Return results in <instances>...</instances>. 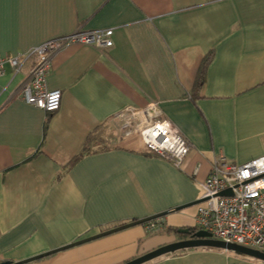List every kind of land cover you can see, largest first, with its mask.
Wrapping results in <instances>:
<instances>
[{
	"label": "crops",
	"instance_id": "crops-1",
	"mask_svg": "<svg viewBox=\"0 0 264 264\" xmlns=\"http://www.w3.org/2000/svg\"><path fill=\"white\" fill-rule=\"evenodd\" d=\"M107 28L112 47L72 44L54 55L47 85L63 93L55 112L24 99L33 57L0 76V264L126 263L182 239L202 203L59 249L201 199L220 153L238 164L264 154V0H0L2 56ZM153 103L193 145L180 166L122 136L120 114ZM99 130L103 142L87 144ZM153 264L264 263L195 248Z\"/></svg>",
	"mask_w": 264,
	"mask_h": 264
},
{
	"label": "built area",
	"instance_id": "built-area-1",
	"mask_svg": "<svg viewBox=\"0 0 264 264\" xmlns=\"http://www.w3.org/2000/svg\"><path fill=\"white\" fill-rule=\"evenodd\" d=\"M113 36L112 28L81 29L50 39L27 53L0 55V76L7 65L14 72H20L29 57H33L34 64L22 86L24 99L47 113L55 112L61 107L63 93L47 85L54 55L72 44L112 47ZM127 112L125 116L120 114L125 140L140 143L144 149L177 166L182 164L193 145L173 121L159 117L157 104L131 108ZM202 187V198L206 200L198 210L199 229L213 233L217 239L264 251V154L241 164L231 162L224 153L218 154ZM227 189H231L232 194H220Z\"/></svg>",
	"mask_w": 264,
	"mask_h": 264
},
{
	"label": "water",
	"instance_id": "water-1",
	"mask_svg": "<svg viewBox=\"0 0 264 264\" xmlns=\"http://www.w3.org/2000/svg\"><path fill=\"white\" fill-rule=\"evenodd\" d=\"M221 195H227V194H232L231 189H227L223 192L220 193ZM206 199L205 198H201L198 199L196 201L157 213L155 215H151L142 219H136L132 222L123 224V225H119L116 226L114 228L102 231L96 235H92L89 237H86L84 239H80L78 241H75L69 245L63 246L61 247L59 250L62 249H66L75 245H79V244H83L86 242H89L91 240H95L97 238L103 237V236H107L109 234L121 231L125 228L131 227V226H135V225H139V224H143L146 222H149L151 220H155L157 218H161L171 212L177 211V210H182L184 208H187L189 206H193V205H197L200 204L202 202H204ZM180 233H189L190 230L189 228H182L179 229ZM195 248H211V249H224L227 251H230L242 258H245L246 260H250V261H257L259 263H264V251L260 250V249H255V248H251V247H247V246H243L237 243H231V242H226L224 240L221 239H217L214 237L213 233L205 230V229H198L197 231H195L194 233L190 234V237L187 239H181V240H177V241H173L171 243L162 245L152 251H149L135 259H132L130 261H127L126 263L123 264H153L155 262H157L158 260L166 257L169 254H174L178 251H182V250H188V249H195ZM58 250V249H56ZM55 251H50L48 253H44L41 254L35 258L38 257H43L45 255L51 254ZM32 259L29 260H25V261H20V262H4L2 264H24L27 262H30Z\"/></svg>",
	"mask_w": 264,
	"mask_h": 264
},
{
	"label": "trees",
	"instance_id": "trees-1",
	"mask_svg": "<svg viewBox=\"0 0 264 264\" xmlns=\"http://www.w3.org/2000/svg\"><path fill=\"white\" fill-rule=\"evenodd\" d=\"M210 58H211V55L208 54L206 55V57L204 58V60L202 61V64H201V67L199 69V72H198V76H197V79H196V82H195V85H194V88H193V94H192V98H195L196 96H199L200 94V91L202 89V87L204 86L205 84V81H206V70H207V65L210 61ZM103 130H99V132H94L93 134L89 135V139H88V143L90 142H94V141H99V142H103V136H102V132ZM89 150H91L90 146H86L85 148V152L75 156L71 161H70V167L76 162L78 161L80 158H82L86 152H89ZM199 229L198 226H195V227H189V230L190 232L189 233H180L179 234V237L180 238H184V237H189L190 234L194 233L195 231H197ZM168 231L169 230H172V232L174 231L177 232L178 229L177 228H169L167 229Z\"/></svg>",
	"mask_w": 264,
	"mask_h": 264
},
{
	"label": "rangeland",
	"instance_id": "rangeland-1",
	"mask_svg": "<svg viewBox=\"0 0 264 264\" xmlns=\"http://www.w3.org/2000/svg\"><path fill=\"white\" fill-rule=\"evenodd\" d=\"M126 141H127V140H126ZM202 204H203V203H202ZM139 250H140V249H139ZM153 250H154V249H153ZM140 251L143 252V250H140ZM149 251H152V249L149 250ZM149 251H147V252H149ZM147 252H145V253H147ZM145 253H141V255H143V254H145ZM141 255H139V256H141ZM139 256H138V257H139ZM135 258H137V257H135ZM135 258H134V259H135Z\"/></svg>",
	"mask_w": 264,
	"mask_h": 264
},
{
	"label": "flooded vegetation",
	"instance_id": "flooded-vegetation-1",
	"mask_svg": "<svg viewBox=\"0 0 264 264\" xmlns=\"http://www.w3.org/2000/svg\"><path fill=\"white\" fill-rule=\"evenodd\" d=\"M189 237H190V235H189ZM189 237H184V238H182V239H187V238H189ZM181 240V239H180Z\"/></svg>",
	"mask_w": 264,
	"mask_h": 264
}]
</instances>
